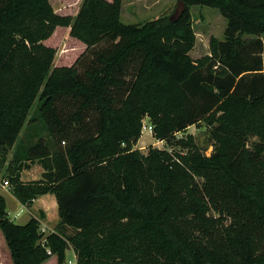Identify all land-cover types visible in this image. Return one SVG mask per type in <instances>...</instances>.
I'll return each instance as SVG.
<instances>
[{
  "label": "trees",
  "instance_id": "trees-1",
  "mask_svg": "<svg viewBox=\"0 0 264 264\" xmlns=\"http://www.w3.org/2000/svg\"><path fill=\"white\" fill-rule=\"evenodd\" d=\"M179 2L181 16L140 25L122 21L123 0H83L76 17L51 0H0V152L40 101L54 145L15 154L44 174L11 187L24 206L55 195L60 217L43 246L40 221L15 224L0 195L10 264H64L69 250L76 264H264V0ZM193 6L227 21L198 62ZM66 31L53 67L50 42ZM146 119L168 149L134 150ZM201 122L211 156L177 137Z\"/></svg>",
  "mask_w": 264,
  "mask_h": 264
},
{
  "label": "rangeland",
  "instance_id": "rangeland-1",
  "mask_svg": "<svg viewBox=\"0 0 264 264\" xmlns=\"http://www.w3.org/2000/svg\"><path fill=\"white\" fill-rule=\"evenodd\" d=\"M180 0H123L121 18L126 24H140L143 25L147 22L154 20H166L170 19L177 10V6ZM55 12L63 16L76 17L78 14L83 0H51ZM191 13V26L196 37V43L193 50L190 52V56L194 61H200L205 57H212L213 46L212 41H222L225 38V31L227 28L226 19L220 14L216 9L203 7V6H193L190 8ZM64 36V38H63ZM58 36L55 37L54 41H51V46L55 47L57 51L56 59L53 67H55L59 61V58L63 55V51L69 42V32H63L61 40L57 43ZM264 43V37L262 38ZM264 58V54H263ZM76 57H72L70 63L73 64ZM40 101H37L31 114L22 128L19 141L16 142L14 147L10 149L8 154L3 155L0 152V184L8 180L11 185L15 184L16 174H19L21 180V174L24 171L34 170L36 177L40 176L42 178L44 170L39 162L26 161L22 162V170L18 169V166L13 163V158L15 154L22 157L25 155L29 147L39 140H48L53 144V139L51 138L46 127L39 120V110L38 105ZM37 118V119H36ZM153 127L149 119L144 120L142 136L139 142L134 147V150L140 151L144 155H148L151 149H168L164 142H159L153 138L152 132ZM192 136L195 143L205 152L207 156H211L213 153V142L211 139V129L205 122H201L198 125L190 127L186 132L178 134V138ZM258 139L253 138L251 140L250 146L253 143H257ZM39 170V173H36ZM39 179V180H40ZM22 181V180H21ZM37 181V180H35ZM32 181H27L26 183H32ZM12 194L14 193V187H10ZM1 189V186H0ZM2 191L0 190V195ZM14 195V194H13ZM9 197V195H8ZM7 211L11 220L15 224H25L30 218V212H34L27 207L28 212L23 213L17 220H14V215L22 209L21 205L16 202V200L11 196L8 198ZM38 201V206H45L49 211V217L53 220L59 219V209L58 203L55 195H45L41 196ZM35 201V200H34ZM32 208H34V202L32 203ZM38 210V209H36ZM35 215L41 220H44L42 212L36 211ZM3 245V246H2ZM6 243L4 237L0 231V264H10L8 254L6 252ZM7 248V247H6ZM8 251V249H7ZM9 253V252H8ZM56 257L49 264H54ZM71 262V263H70ZM64 264H76V256L73 250L67 251L66 261Z\"/></svg>",
  "mask_w": 264,
  "mask_h": 264
},
{
  "label": "crops",
  "instance_id": "crops-1",
  "mask_svg": "<svg viewBox=\"0 0 264 264\" xmlns=\"http://www.w3.org/2000/svg\"><path fill=\"white\" fill-rule=\"evenodd\" d=\"M36 173H39V175H40L39 170ZM39 179H40V176L36 177L35 174H34V170H32V171H24L21 174V180L23 182H25V183L27 181H32V180L35 181V180H39ZM10 190H11V188L1 190L2 191V194L1 195L5 198L6 205L8 204L7 203L8 202V199H7L8 195H9L8 198H10L12 196L16 200V202L21 205L22 209L19 210V212H17L14 215V220H17L23 213L28 212V209H27L26 206L22 205L11 192H9ZM49 195H51V194H49ZM38 201H39V199H37V200L34 201V208H32V206H28V208H30V210H33L34 211V212H30V213L28 212L29 215H31V218L25 224H19V225H26L32 218H36V219H38L40 221L41 225L47 227L51 232H54L56 226L60 222V217H59L58 220H53L52 221L50 219V217H49V211H48V209L45 206H41V207L38 206L37 205L38 204ZM36 209H38L39 212H42L43 213V216H44V220L43 221L41 220V218H39V217H37L35 215V212L38 211Z\"/></svg>",
  "mask_w": 264,
  "mask_h": 264
},
{
  "label": "built area",
  "instance_id": "built-area-1",
  "mask_svg": "<svg viewBox=\"0 0 264 264\" xmlns=\"http://www.w3.org/2000/svg\"><path fill=\"white\" fill-rule=\"evenodd\" d=\"M151 132L153 133V130H151ZM1 189L0 190H4V189H8L11 187L10 181L6 180L3 182V184H0ZM40 233L42 234L43 238L41 240V244L43 246H45L46 242H47V237L52 234V232L45 226L41 225L40 227ZM49 254H51V252L49 251ZM71 263V262H70Z\"/></svg>",
  "mask_w": 264,
  "mask_h": 264
},
{
  "label": "water",
  "instance_id": "water-1",
  "mask_svg": "<svg viewBox=\"0 0 264 264\" xmlns=\"http://www.w3.org/2000/svg\"><path fill=\"white\" fill-rule=\"evenodd\" d=\"M185 11V4L179 2L178 6H177V10H176V14L181 16L182 13H184ZM2 222V219L0 218V223Z\"/></svg>",
  "mask_w": 264,
  "mask_h": 264
}]
</instances>
